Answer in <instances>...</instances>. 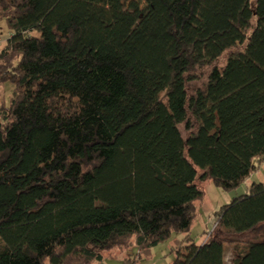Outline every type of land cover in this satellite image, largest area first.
Instances as JSON below:
<instances>
[{
  "label": "trees",
  "instance_id": "1",
  "mask_svg": "<svg viewBox=\"0 0 264 264\" xmlns=\"http://www.w3.org/2000/svg\"><path fill=\"white\" fill-rule=\"evenodd\" d=\"M0 20V264H137L188 233L196 180L264 160V0H0ZM263 228L253 183L172 264H224V239L264 264L241 242Z\"/></svg>",
  "mask_w": 264,
  "mask_h": 264
},
{
  "label": "rangeland",
  "instance_id": "2",
  "mask_svg": "<svg viewBox=\"0 0 264 264\" xmlns=\"http://www.w3.org/2000/svg\"><path fill=\"white\" fill-rule=\"evenodd\" d=\"M140 6L146 4V0H137ZM11 35L4 20H0V48L4 45L5 40ZM222 61V60H221ZM3 100L7 105L11 95V84L6 82L3 85ZM264 182V160L258 165L257 169L252 171L237 187L230 190H223L210 182H199L196 180L198 187L203 190V197L196 202L197 214L192 222L188 233H173L170 239L154 246L148 256H141L137 259V264H172L176 257V250L184 251L183 248L189 243L200 245L210 235L215 226L220 209L229 204L233 199L247 193L248 188L253 183ZM188 235L189 240L183 238ZM264 240V228L255 235H249L241 240L242 243L249 241ZM180 241V242H179ZM179 242V243H178ZM224 247V264H229L234 255L232 244L223 240ZM181 249H180V248ZM137 252L135 245H132L127 251L117 249L110 250L103 254L101 261L93 264H122L125 257L132 258Z\"/></svg>",
  "mask_w": 264,
  "mask_h": 264
}]
</instances>
